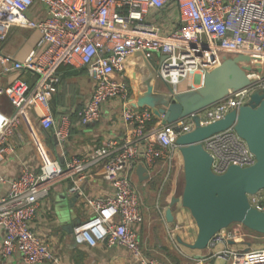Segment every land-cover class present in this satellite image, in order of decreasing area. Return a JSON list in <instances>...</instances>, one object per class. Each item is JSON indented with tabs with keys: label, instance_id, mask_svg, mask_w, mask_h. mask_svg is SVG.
<instances>
[{
	"label": "built area",
	"instance_id": "obj_1",
	"mask_svg": "<svg viewBox=\"0 0 264 264\" xmlns=\"http://www.w3.org/2000/svg\"><path fill=\"white\" fill-rule=\"evenodd\" d=\"M37 4L45 6L46 15L34 19L28 12ZM167 7L179 13L170 30L160 21ZM13 27L41 32L36 48L22 61L2 49ZM137 52L148 58L155 52L166 56L159 62L157 74L176 91L190 76H199L202 82L207 72L222 64L225 55L244 54L250 57L246 62L251 66L247 71L250 84L232 90L210 107L163 124L151 108L128 101L129 84L118 77L128 58ZM65 65L86 68L93 81L81 123L99 121L103 105L120 99L122 120L129 131L65 164L46 158L39 173L29 166L14 179L0 173V186L10 185L9 193L0 196V229L4 232L1 255L9 258L20 254L27 264H60L50 245L33 229L40 202L65 180L73 182L72 192L81 193V183L97 173L110 184L112 192L106 197L87 199L92 214L75 226L76 244L90 248L119 246L129 250L137 264H164L144 251L137 228L145 218L132 173L140 161L151 171L163 160L168 169L164 186L177 158H183L176 139L195 129L196 116L201 125L210 124L247 104L253 93L264 89V0H0V66L4 73L29 72L36 76L32 85L22 79L8 85L0 83V96H7L15 107L12 115L0 111V162L13 150L8 137L15 133L30 108L40 112L44 128H55L59 144L67 141L70 116L64 114L56 121L46 111L61 84L59 69ZM203 145L213 156L212 170L216 174L225 173L231 165L246 167L256 162L248 144L233 127L212 135ZM250 203L264 211V190L251 195ZM177 230L178 227L168 230L173 242H177ZM238 238L236 232L223 229L213 236L209 248L221 246L216 255L225 259L242 256L243 264H264V258H254L264 254V248L240 251L229 247Z\"/></svg>",
	"mask_w": 264,
	"mask_h": 264
},
{
	"label": "crops",
	"instance_id": "obj_2",
	"mask_svg": "<svg viewBox=\"0 0 264 264\" xmlns=\"http://www.w3.org/2000/svg\"><path fill=\"white\" fill-rule=\"evenodd\" d=\"M28 15L34 19L44 17L46 8L37 4ZM178 16L179 13L175 8L167 7L163 10L160 21L166 30H170L175 26ZM40 38L41 32L37 29L13 27L8 39L2 44V49L5 54L22 61L36 48ZM162 58L163 55L159 52L153 53L149 58L144 53L137 52L128 58L125 70L118 77L129 84L128 101L131 104H136L138 97L147 91V82L154 86L155 93L168 92L167 86L156 78ZM59 72L62 77L61 84L52 96L46 111L51 113L56 121H59L64 114L70 116V136L66 142L59 144L55 136V128H44L41 124L40 112L36 108L28 109L18 129L8 137V144L13 150L0 162V173L9 179L19 177L25 166L39 173L46 158L57 159L65 164L72 157L92 152L102 146L107 139L124 136L129 131V127L122 120L123 102L120 99L110 100L103 105V115L99 121L88 125L82 124L81 112L93 92V81L87 69L83 67L65 65L61 66ZM15 79L25 80L32 85L36 81V76L29 72L4 73L3 67L0 66L2 85H8ZM199 79V76H192L191 80L189 78L183 80L177 86V91L200 86ZM0 111L7 115L15 112V107L7 96H0ZM140 165L145 167L144 162L140 161L131 178L141 189L139 193L145 219L137 230L148 256L158 258L164 264H243L242 256L232 259L217 256L216 253L222 249L221 246L217 251L213 248L195 250L184 246L180 240L190 244L196 241L198 226L190 210L181 203L172 206L174 221L171 223L167 221L166 211L171 206L172 199L180 197L178 192L181 183L184 190L183 158H177L175 167L164 186L162 185L168 169L163 160H159L153 170L147 169L142 179L138 174ZM81 186L82 192L78 193L72 192L71 180L55 185L50 196L40 202L38 214L33 222L35 232L50 245L60 258V264H137L133 254L126 248L106 245L90 248L72 241L65 226L71 222L70 220L83 222L92 214L87 199L106 197L112 192L110 184L97 173L82 182ZM166 187L164 199L160 202L159 198ZM9 191V184L0 186V196H6ZM78 194L79 197L74 200ZM155 194H157L156 202ZM232 225L228 229L236 232L239 238L230 243L229 247L240 251L264 248L262 245L254 247V240L258 239L257 235L260 234L241 223L236 224L235 227ZM175 227H178L175 233L177 242H173L168 234L169 228ZM243 237L247 239L244 240ZM3 240L4 232L0 229V264H27L20 254L9 258L2 257ZM197 256H205V259H198ZM254 258H264V254Z\"/></svg>",
	"mask_w": 264,
	"mask_h": 264
},
{
	"label": "water",
	"instance_id": "obj_3",
	"mask_svg": "<svg viewBox=\"0 0 264 264\" xmlns=\"http://www.w3.org/2000/svg\"><path fill=\"white\" fill-rule=\"evenodd\" d=\"M165 59L163 56L162 61ZM249 61L250 57L244 54L225 55L220 66L205 74L200 86L185 91H176L157 74L156 78L167 86L168 92L155 93L154 86L147 82V91L133 105L151 108L163 124L174 123L224 100L232 90L247 87L250 84L247 71L251 66L242 63ZM195 122L194 130L176 139L183 157L185 185L182 195L172 199L166 211L167 221H174L172 206L177 203L190 210L198 226V235L192 244L180 242L195 250L209 248L213 236L234 223L264 235V211L250 203L251 195L264 190V89L253 93L247 104L231 110L219 120L201 125L196 116ZM231 127L246 141L256 162L246 167L231 165L225 173L216 174L212 170L213 156L203 142ZM146 171L143 165L138 167L141 179ZM78 197L79 194L74 200ZM70 221L65 230L75 242L74 228L81 221ZM197 258L205 259V256Z\"/></svg>",
	"mask_w": 264,
	"mask_h": 264
},
{
	"label": "rangeland",
	"instance_id": "obj_4",
	"mask_svg": "<svg viewBox=\"0 0 264 264\" xmlns=\"http://www.w3.org/2000/svg\"><path fill=\"white\" fill-rule=\"evenodd\" d=\"M242 64H243V65H247V63H242ZM191 78H192V76L189 77V80H191ZM132 182H133L135 188L138 190V192L141 191L139 185L133 181V178H132ZM166 189H167V187H166V188L164 189V191L162 192V195H161V193H160V195H161L160 198H159V201H160V202H162L163 199H164ZM182 193H183V186H182V183H181V185H180V187H179V192H178V194L181 196ZM156 201H157V194H155V202H156ZM236 224L238 225L239 223H234V224H233L234 226L232 225V227H235ZM258 234H260V233H258ZM257 236H258V239H255V240H254V241H255V243H254V247L257 248V247H261V245L264 246V245H263L264 235H263V234H260V235H257ZM243 238H244V240L247 239L246 237H243ZM238 243H239V242H238ZM219 248H220V247H217V248H215L214 250L217 251ZM217 258H219V257H217Z\"/></svg>",
	"mask_w": 264,
	"mask_h": 264
},
{
	"label": "bare ground",
	"instance_id": "obj_5",
	"mask_svg": "<svg viewBox=\"0 0 264 264\" xmlns=\"http://www.w3.org/2000/svg\"><path fill=\"white\" fill-rule=\"evenodd\" d=\"M243 63H246V62H243ZM259 254L255 255V257H257Z\"/></svg>",
	"mask_w": 264,
	"mask_h": 264
}]
</instances>
